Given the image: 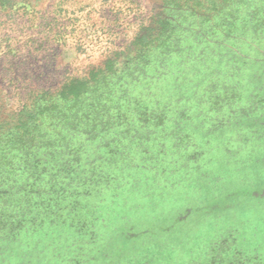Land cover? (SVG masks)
I'll list each match as a JSON object with an SVG mask.
<instances>
[{
  "label": "trees",
  "instance_id": "1",
  "mask_svg": "<svg viewBox=\"0 0 264 264\" xmlns=\"http://www.w3.org/2000/svg\"><path fill=\"white\" fill-rule=\"evenodd\" d=\"M227 127L239 144L264 132V0H164L128 51L0 121V264H29L22 239L45 231L94 244L106 200L145 173H203L182 145ZM232 242L191 264H264Z\"/></svg>",
  "mask_w": 264,
  "mask_h": 264
},
{
  "label": "rangeland",
  "instance_id": "2",
  "mask_svg": "<svg viewBox=\"0 0 264 264\" xmlns=\"http://www.w3.org/2000/svg\"><path fill=\"white\" fill-rule=\"evenodd\" d=\"M163 2L0 0V121L17 118L39 91L86 78L128 51L153 26ZM235 134L227 127L206 144L192 133L182 145L185 162L189 169L201 164L203 173L184 167L180 179L162 170L145 173L139 189L106 200L94 244L84 243L93 236L68 227L65 235L45 231L23 237L24 258L89 264L94 254L91 264H191L212 242L227 239L264 260V132L258 140L244 132L240 144Z\"/></svg>",
  "mask_w": 264,
  "mask_h": 264
}]
</instances>
